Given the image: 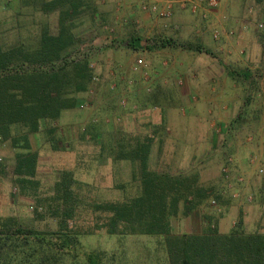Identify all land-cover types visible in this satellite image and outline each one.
<instances>
[{"label": "rangeland", "instance_id": "obj_1", "mask_svg": "<svg viewBox=\"0 0 264 264\" xmlns=\"http://www.w3.org/2000/svg\"><path fill=\"white\" fill-rule=\"evenodd\" d=\"M42 1L0 0L3 48H32L41 30L56 32L58 12L44 14ZM150 1L156 0H140L136 6L145 11L141 4ZM157 1L171 4V14H151L159 22L150 33L137 18L123 14L122 0L72 1L75 42L70 59L86 57L91 77L57 121L43 122L36 132L25 134L19 128L6 140L0 137L1 219L15 217L24 225L54 231L66 217L86 249H124L116 264H167L159 237L110 235L102 227L109 214L95 208L140 194L141 162L135 150L148 137L146 170L182 179L179 193L169 191L180 197L168 215L173 233H199L209 223L217 228L220 217L229 219L231 228L240 221L245 232H264V0H220L217 7L203 5L195 13L178 0ZM216 29L232 41L229 52L212 46L224 40L223 35L213 37ZM135 37L144 42L143 49L133 46ZM157 50L160 62L154 65ZM175 50L228 71L231 92L217 100L221 113H193L191 103L198 99L206 106L212 103L211 94L194 100L186 86L185 97L174 101L153 82L171 75L168 53ZM138 58L146 66L134 70ZM179 72L185 82L192 74L187 67ZM26 153L35 154L36 162L23 192L15 169L17 156ZM226 165L227 176L222 171ZM63 176L71 183V217L57 209L55 183ZM188 208L201 212L203 229L188 231L182 220ZM193 218L191 214V223Z\"/></svg>", "mask_w": 264, "mask_h": 264}, {"label": "trees", "instance_id": "obj_2", "mask_svg": "<svg viewBox=\"0 0 264 264\" xmlns=\"http://www.w3.org/2000/svg\"><path fill=\"white\" fill-rule=\"evenodd\" d=\"M72 1H42L40 10L44 14L58 12L56 32L41 30L34 47L3 48L0 44L3 140L19 128L27 134L38 131L43 122L57 121L62 110L73 107L72 95L86 88L91 77L87 58L70 59L75 42L72 20L76 6ZM132 41L134 47L141 48L140 38ZM150 143L144 137L135 150L141 162L140 194L95 206L109 214L102 224L106 232L159 237L167 264H264V232H245L240 221L228 233H220L210 223L199 233L171 231L168 215L175 212L180 197L169 191L179 193L182 179L146 170ZM35 162L33 153L17 156L15 174L23 192L26 188L22 185L33 175ZM64 180L65 176L55 183L57 209L71 217L73 209L67 204L72 198L71 183ZM65 218L54 231L24 225L15 217L0 218V264H116L123 259L125 250L120 247L110 253L86 249L80 242V232L70 230Z\"/></svg>", "mask_w": 264, "mask_h": 264}, {"label": "crops", "instance_id": "obj_3", "mask_svg": "<svg viewBox=\"0 0 264 264\" xmlns=\"http://www.w3.org/2000/svg\"><path fill=\"white\" fill-rule=\"evenodd\" d=\"M122 1L124 7L123 14L129 16L130 18L129 20H133V18H137L138 21H141L142 28L145 30V33H150L152 28L158 26L159 21L153 16H151V14L154 15L153 13L142 11L140 10V8L137 7L140 5L139 2L140 0H122ZM203 7L200 8V11L201 9H203ZM212 18L219 19L218 16L214 13H212ZM235 21L238 22L239 20L236 18ZM195 26H198L197 23H195ZM196 31H198V29H196ZM220 35H223V33ZM223 36H224V40L220 42H213L212 46L214 47V49H217L219 51L223 50L225 53L227 51L228 52L230 51L228 48L232 47L233 43L232 41L228 40L226 34ZM143 43L144 42H141V49L144 48ZM159 51L160 50H157L156 55L153 56L154 65H156L157 62H160L159 61L160 58L159 59L155 58L158 57ZM168 55L171 57L170 60L172 61L170 62L169 60L166 61L163 60L162 63L165 64L168 61L170 62V66L167 68H170L169 73L171 75H169V77L167 78L154 77L153 79V82L157 86H162V88L165 87L167 91L170 92V94L168 95V99L171 98V100L175 101L178 100L179 98H184L187 90L190 93L192 92L195 94V96L194 95L192 96L194 100L196 99V97L198 98L201 95L205 96L211 94L213 95L212 103H208V105L206 106L203 103H199L198 99L193 101V103H191V108L193 109V113L198 116L221 113L220 112L221 107L219 105L220 102H218L217 100L220 101L226 99V97L223 96L222 94H229V92H231V90H229L228 87L229 75H228V71L225 70V67L222 65L218 66L217 62L199 61L195 56H190V57L184 56L181 54L179 50L171 51L170 53H168ZM186 67L191 69L192 74L187 78V81L185 82V79L184 81H182L183 78L182 76L179 77L176 75V71L179 72V69H185ZM183 82H185V85L181 86ZM186 86H188L187 90H186ZM221 95H222V99H220ZM214 96L216 97L215 99ZM207 106L209 107L207 108ZM222 107L225 109L227 108L226 105H223ZM228 109L230 108L228 107ZM190 213L194 217L193 223H191L192 220ZM182 220L185 221V224L188 227V231H192V230L197 231L196 229L198 228L201 230L204 228L206 222L205 218L201 217V212L199 210L188 212L185 216H183ZM228 221L229 219H227L226 217H220L217 219V229L220 233H228L231 230V226L229 225Z\"/></svg>", "mask_w": 264, "mask_h": 264}, {"label": "built area", "instance_id": "obj_4", "mask_svg": "<svg viewBox=\"0 0 264 264\" xmlns=\"http://www.w3.org/2000/svg\"><path fill=\"white\" fill-rule=\"evenodd\" d=\"M180 2V4L182 6H186L191 12H198L200 10V8L205 5L206 7H210V8H215L219 5L220 0H178ZM170 8H171V4L166 3L164 6H161L158 1H150V2H143L141 4V9L151 12L157 16H160L162 18H168L170 17ZM259 27L262 26V23L258 24ZM213 37L214 38H218L220 33L219 31L216 29L213 31ZM146 63L143 61L142 58H138L136 59V61L134 62L133 65V69H138L140 67H145ZM122 103L124 104V100H122ZM229 161L231 160L230 158L228 159ZM222 171L224 172V174L227 176V172H228V165H226L225 167H223ZM259 172H262V169L258 170ZM241 180V179H239ZM212 204H216V201L213 199L211 200ZM219 210V209H218Z\"/></svg>", "mask_w": 264, "mask_h": 264}]
</instances>
